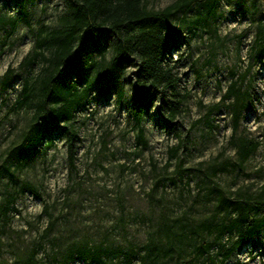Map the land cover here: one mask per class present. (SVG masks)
<instances>
[{
    "label": "rangeland",
    "instance_id": "obj_1",
    "mask_svg": "<svg viewBox=\"0 0 264 264\" xmlns=\"http://www.w3.org/2000/svg\"><path fill=\"white\" fill-rule=\"evenodd\" d=\"M180 2L143 0L152 10ZM25 7L29 23L0 21V264H89L66 259L84 241L109 249L106 264H139L151 235L173 246L159 264H213L209 253L195 257L194 247L213 241L216 225L236 216L233 202L264 200V58L252 53L258 25H264V0H195L171 18L183 38L170 54L180 81L169 99L180 100L181 110L168 131L159 101L142 119L144 143L131 98L139 59L123 66L125 96L119 100L117 85L102 74L111 67V38L104 58L97 54L102 70L70 121L77 131L72 167L63 121L25 163L19 156L34 131V108L16 102L26 81L47 65L36 56L38 40L61 27L67 13L64 0H25ZM19 16L17 0H0V17ZM233 82L253 99L236 128L233 99L225 98ZM240 139L255 146L244 161ZM184 230L188 237H181ZM262 241L264 229L224 264H264ZM131 249L137 255L129 261Z\"/></svg>",
    "mask_w": 264,
    "mask_h": 264
},
{
    "label": "trees",
    "instance_id": "obj_2",
    "mask_svg": "<svg viewBox=\"0 0 264 264\" xmlns=\"http://www.w3.org/2000/svg\"><path fill=\"white\" fill-rule=\"evenodd\" d=\"M64 1L67 6V13L63 17L64 23L61 27L48 32L37 43L39 50L36 56L41 55L47 65L37 77L26 81L16 102L17 108H34L33 134L25 139L19 151V156L24 158L23 163L56 129L57 122L63 121L66 124L64 128L69 131V163L71 167L74 165L77 131L73 129L70 121L74 109L85 102L96 82V75L102 70L99 69L102 65L97 59V54L104 58L111 38L115 39L112 45L111 67L102 74L117 85L119 100H123L125 96L121 82L123 66L131 57L136 56L139 59L131 96L134 117L139 127V140L145 142L142 119L159 101L163 109L164 126L168 131L174 130V119L181 110V101L176 99L171 101L169 92L175 96L180 77L170 61V54L180 47L183 30L171 24L170 20L178 11L184 10L195 0H181L179 4L163 10L148 9L143 0ZM17 2L20 6V16L15 19L0 17L2 23L11 22L12 26L16 27L20 18L29 23L25 0ZM252 53L256 59L264 58L263 24L258 25ZM9 74L8 72L4 77V88L10 84ZM225 98L233 99L232 110L236 128L253 101L252 94L248 90L243 91L237 82H233ZM240 140L241 159L244 161L255 146L251 147L244 143L243 139ZM178 149L179 146L170 149L171 157L176 156ZM27 188L34 189L30 185H27ZM13 201V198H10L4 203L5 212L9 210ZM233 210L236 213L235 217L216 225L218 235L213 241L202 240L194 247L195 257L209 253L207 258L213 264H224L234 251L260 236L264 229V214L261 215L264 212V200L249 199L245 203L236 201L233 202ZM202 225L206 229L212 228L210 222L204 221ZM188 233L184 230L181 237H188ZM226 235L227 241H222ZM218 243L220 248L212 255L211 250ZM108 250L102 243L91 246L84 241L69 250L66 259L81 258L89 261V264L94 261L106 264L102 257L109 253ZM140 250L143 253L139 264H159L160 255L171 254L173 246L167 245L162 238L151 235ZM261 252L264 254V241L261 242ZM136 255L133 249L126 254L129 261Z\"/></svg>",
    "mask_w": 264,
    "mask_h": 264
}]
</instances>
